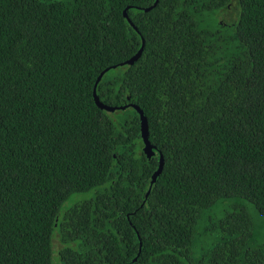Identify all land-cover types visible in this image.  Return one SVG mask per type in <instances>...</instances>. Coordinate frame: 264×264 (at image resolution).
<instances>
[{
	"label": "trees",
	"instance_id": "16d2710c",
	"mask_svg": "<svg viewBox=\"0 0 264 264\" xmlns=\"http://www.w3.org/2000/svg\"><path fill=\"white\" fill-rule=\"evenodd\" d=\"M154 1L0 0V264H264V0Z\"/></svg>",
	"mask_w": 264,
	"mask_h": 264
},
{
	"label": "water",
	"instance_id": "95a60500",
	"mask_svg": "<svg viewBox=\"0 0 264 264\" xmlns=\"http://www.w3.org/2000/svg\"><path fill=\"white\" fill-rule=\"evenodd\" d=\"M158 0H155L153 2V4L147 8L144 9V11H148L150 10L152 7H154L156 4H157ZM126 10V9H125ZM125 10L123 11V15L126 17V19L128 20V22L130 23L129 19L127 18V15H126V12ZM143 46H144V41L142 40L141 42V46L140 48L138 49V51L132 56L130 57L129 59H127L126 61H124V63L122 64H125V65H132L141 55L142 51H140V49L143 50ZM115 68V66L113 67ZM108 69L102 71L98 77L96 78V81L94 83V86H93V91H92V95H93V99H94V102L96 104V106L99 108V109H103L107 112H112L114 110H116L115 107H110V106H107V105H104L103 103H101L97 97V94H96V85L97 83L99 82V80L101 79L102 75L107 71ZM130 107L133 108L138 116H139V123H140V136H141V139H142V144H143V147H142V152L143 154H145V156L147 158H150L154 155V147L150 144L149 140H148V127H147V120H146V117L144 116L142 110L134 105V104H130ZM119 109L123 110L126 108V106H120L118 107ZM162 167H163V157L162 155L159 153V160H158V165H157V168L156 170L154 171V173L152 174V177H151V181H150V185H149V188L146 192V195H148V193L153 189V186L155 184V181L157 179V177L159 176V174L161 173V170H162ZM139 245H140V242H139Z\"/></svg>",
	"mask_w": 264,
	"mask_h": 264
},
{
	"label": "rangeland",
	"instance_id": "374dc122",
	"mask_svg": "<svg viewBox=\"0 0 264 264\" xmlns=\"http://www.w3.org/2000/svg\"><path fill=\"white\" fill-rule=\"evenodd\" d=\"M236 16V8H235V1L232 0V2H230V4L219 13V17L218 19L221 22H227V23H231L232 21H234ZM118 113L117 110L112 111L110 114L112 116H115ZM143 147V145H142ZM91 196V192H87V193H80V194H75L72 195L62 206L59 216L62 214V212L67 209L72 203L76 202V201H82L85 200L87 198H89ZM65 245V242L63 241L62 237L60 236L59 233L55 232L53 237H52V250H53V261L55 264H59L58 261V252L60 251V249Z\"/></svg>",
	"mask_w": 264,
	"mask_h": 264
},
{
	"label": "snow or ice",
	"instance_id": "6c2138e0",
	"mask_svg": "<svg viewBox=\"0 0 264 264\" xmlns=\"http://www.w3.org/2000/svg\"><path fill=\"white\" fill-rule=\"evenodd\" d=\"M140 51H142V49H140ZM254 211L258 213L261 217H264V210L260 209L259 207H257Z\"/></svg>",
	"mask_w": 264,
	"mask_h": 264
}]
</instances>
